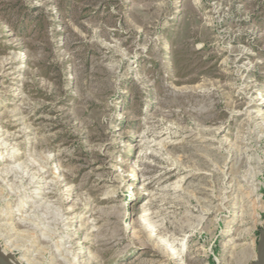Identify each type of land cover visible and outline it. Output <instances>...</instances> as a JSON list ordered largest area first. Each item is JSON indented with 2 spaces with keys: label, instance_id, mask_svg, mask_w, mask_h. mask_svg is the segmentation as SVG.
I'll use <instances>...</instances> for the list:
<instances>
[{
  "label": "rangeland",
  "instance_id": "374dc122",
  "mask_svg": "<svg viewBox=\"0 0 264 264\" xmlns=\"http://www.w3.org/2000/svg\"><path fill=\"white\" fill-rule=\"evenodd\" d=\"M263 221L264 0H0L21 264H248Z\"/></svg>",
  "mask_w": 264,
  "mask_h": 264
},
{
  "label": "water",
  "instance_id": "95a60500",
  "mask_svg": "<svg viewBox=\"0 0 264 264\" xmlns=\"http://www.w3.org/2000/svg\"><path fill=\"white\" fill-rule=\"evenodd\" d=\"M0 264H21L12 253L7 252L0 245ZM248 264H264V221L258 230V236L255 248V257Z\"/></svg>",
  "mask_w": 264,
  "mask_h": 264
},
{
  "label": "built area",
  "instance_id": "2783aa9c",
  "mask_svg": "<svg viewBox=\"0 0 264 264\" xmlns=\"http://www.w3.org/2000/svg\"><path fill=\"white\" fill-rule=\"evenodd\" d=\"M263 223V222H262Z\"/></svg>",
  "mask_w": 264,
  "mask_h": 264
}]
</instances>
